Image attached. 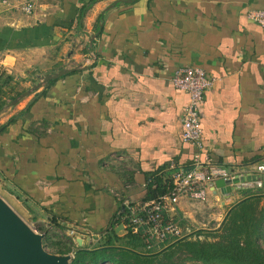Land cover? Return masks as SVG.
Segmentation results:
<instances>
[{"label":"crops","instance_id":"obj_1","mask_svg":"<svg viewBox=\"0 0 264 264\" xmlns=\"http://www.w3.org/2000/svg\"><path fill=\"white\" fill-rule=\"evenodd\" d=\"M89 1L0 0V127L17 117L0 134V179L16 202L101 235L118 211L113 189L141 202L148 174L188 166L190 96L170 81L183 66L215 80L200 111L206 154L233 171L264 163V28L248 18L264 0H98L81 22ZM244 194L227 201L211 187L205 203L182 200L181 223L191 228V207Z\"/></svg>","mask_w":264,"mask_h":264},{"label":"built area","instance_id":"obj_2","mask_svg":"<svg viewBox=\"0 0 264 264\" xmlns=\"http://www.w3.org/2000/svg\"><path fill=\"white\" fill-rule=\"evenodd\" d=\"M19 9L24 14H32L35 11V4L29 1L22 4ZM248 18L264 28V10H251L248 12ZM89 60L90 58L87 57V61ZM4 75V67L0 64V80ZM170 81L174 87L188 92L190 96L182 115L181 133L182 140L191 144L196 151L190 164L171 167L172 186L166 195L156 200L133 202L123 190H112L120 208L124 207V210L119 209L116 215L117 219L120 218L122 221L125 235L130 233L140 237L145 245L143 251L150 253L160 251L189 236L187 234L189 230L182 226L179 217L180 203L182 200L195 203L207 202L210 188L215 186L217 180L240 179L239 183L231 184L232 193L223 194L227 201H231L234 193L257 194L264 190V163H255L248 170L233 171L216 164L205 152L200 111L205 102V95L214 86L215 80L208 77L203 69L183 66L172 73ZM243 178L245 181H241ZM131 187L127 184L125 190ZM66 234L73 239L76 246H79L77 240L81 238L89 247L100 241V235L88 227H71ZM70 254L74 258V252Z\"/></svg>","mask_w":264,"mask_h":264},{"label":"trees","instance_id":"obj_3","mask_svg":"<svg viewBox=\"0 0 264 264\" xmlns=\"http://www.w3.org/2000/svg\"><path fill=\"white\" fill-rule=\"evenodd\" d=\"M97 1L90 0L82 7L79 14L81 22L89 8ZM56 81L54 79L48 81L47 88ZM16 120L17 117H13L1 126L0 134ZM255 162L262 163V159L259 158ZM171 173L158 170L148 174L146 196L143 201L156 200L166 195L172 186ZM263 191L257 194H245L247 195L245 200L234 208L230 207L219 229L210 233H201L209 237L204 241L200 237L192 239L188 236L160 251L144 252L145 245L140 237L130 233L119 236L116 233L115 227L122 224V221L120 218L117 219L115 214L111 228L100 235L98 247L76 246L73 239L68 236L71 243L67 244L66 251L63 252L64 254L74 252L70 264H175L172 258L178 252L186 255L185 259L190 262L204 264L220 261H229L231 264H264V195H261ZM119 209L123 211L124 207L119 206ZM50 223L51 226L62 231L69 229L62 220L54 216ZM181 224L186 228L185 223Z\"/></svg>","mask_w":264,"mask_h":264},{"label":"water","instance_id":"obj_4","mask_svg":"<svg viewBox=\"0 0 264 264\" xmlns=\"http://www.w3.org/2000/svg\"><path fill=\"white\" fill-rule=\"evenodd\" d=\"M133 1L135 0H125L124 2L132 3ZM72 71L73 69H64L54 75H48L43 81H41L39 84H36L34 89H39L44 83L53 79H59ZM30 93L31 91L23 94L22 98L30 95ZM18 101L19 99L15 100V104L18 103ZM247 180H250V178H247ZM241 181H245V179L243 178ZM239 182V178H236L233 181H225L223 179H220L216 181L214 189H220L223 194L232 193L233 187L231 186V184H237ZM42 241L43 235H40L36 231L31 229L0 198V264L71 263L73 259L71 255H66L61 259L55 258L45 250ZM77 242L81 247L86 246V241L82 238L78 239Z\"/></svg>","mask_w":264,"mask_h":264},{"label":"rangeland","instance_id":"obj_5","mask_svg":"<svg viewBox=\"0 0 264 264\" xmlns=\"http://www.w3.org/2000/svg\"><path fill=\"white\" fill-rule=\"evenodd\" d=\"M42 80V79H40ZM12 192V193H11ZM261 195H264L261 193ZM242 197V199L246 198ZM264 197V196H263ZM0 198L34 231L38 234L43 235V246L45 250L55 258L61 259L66 255H71L70 253L64 254L63 251H66L67 244L71 243L70 238L67 236L66 231L56 229L51 226L50 220L45 219L41 221V218L37 215L33 206L24 205L16 202L13 199V189L10 186L6 185L0 179ZM240 199V200H242ZM239 200V201H240ZM215 201V200H214ZM237 200L232 201L229 206H226L224 209L219 206H212L213 208H206L208 206H194L192 208L193 218L188 221L191 224L189 232L187 234L191 236L192 239H197L200 237L202 241L208 239L206 234L201 233H210L214 230L220 228L221 224L224 222L227 217V212L230 207H233ZM56 231V232H55ZM101 239V236H100ZM47 242V244H46ZM94 243V247H98V243ZM47 245V246H46ZM92 248V247H90ZM187 256L183 253H176L172 260L175 261V264H204L203 262H190L188 259H185ZM69 264V263H68ZM110 264V263H107ZM207 264H231L229 261H220L216 263H207Z\"/></svg>","mask_w":264,"mask_h":264}]
</instances>
